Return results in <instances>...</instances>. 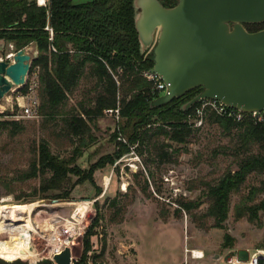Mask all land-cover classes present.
I'll list each match as a JSON object with an SVG mask.
<instances>
[{"label":"trees","instance_id":"1","mask_svg":"<svg viewBox=\"0 0 264 264\" xmlns=\"http://www.w3.org/2000/svg\"><path fill=\"white\" fill-rule=\"evenodd\" d=\"M158 1L166 8L176 4V0ZM132 2L91 0L73 4L72 0H49L45 9L30 0H0V40L6 45L11 44L15 52L30 46L37 51L30 70L38 68L39 117L46 122L54 120L68 95L85 77L92 81L94 94L87 104L80 101L77 109L65 115L61 120L62 132L68 138H77L79 146H83L86 144L84 137L90 134V124L105 116L104 110L118 108L117 126L120 135L126 137L125 143H121L116 141L117 133L114 134L113 153L99 158L87 171L75 164L81 156L78 148L73 150V156L66 158L52 153L47 143H39L25 177L41 175L39 190L43 195L60 192L53 194V199L65 200L69 192L63 188L69 184L71 177H76L73 185L85 181L93 183L95 171L113 165L117 159L131 152L144 158L142 149L147 152L149 161L158 159L172 163L194 135V126L190 121L195 118L200 102L187 111H182L181 106L197 95L200 89L190 90L160 107H150V102L160 94L152 92L151 84L140 75L152 68L153 61L151 54L139 50ZM263 24H248L244 28L248 32H256L262 30L258 28ZM25 91V87L20 89L21 93ZM204 119L223 132L232 133L236 142L235 153L240 156L235 170H226L215 184L206 186L205 196L209 204L203 214H193L198 206L186 199L177 201V213L184 211L192 216L195 226L203 230L221 229L227 219L230 196L247 189L246 196L241 195L234 206V217L246 218L249 223L260 227L262 216L259 212L264 215V200L254 202L253 199L264 192V180L256 186L255 183H247V178L264 175V125L248 121L238 123L218 116L212 110L205 112ZM20 124L17 121H0V132L5 131L14 137L22 130ZM87 137L92 141L91 136ZM172 145L177 147L173 149ZM253 147L257 149L256 153L252 152ZM147 186L145 181V188L141 190L144 195H147ZM131 201L128 200L127 204ZM111 206L119 207L115 200ZM120 210L123 211V208ZM99 220L98 214L84 232L83 251L74 264H85L86 252L92 246L91 237L96 234ZM232 246V238L224 235L222 247ZM11 247L13 257L21 253L14 245L11 244ZM102 254L103 251L93 257L94 261ZM14 260L20 258L11 257L8 262Z\"/></svg>","mask_w":264,"mask_h":264},{"label":"rangeland","instance_id":"2","mask_svg":"<svg viewBox=\"0 0 264 264\" xmlns=\"http://www.w3.org/2000/svg\"><path fill=\"white\" fill-rule=\"evenodd\" d=\"M90 1L72 0V3ZM259 29H264V24ZM8 52L14 50L10 51L5 45L4 54ZM27 53L31 58L34 55L31 48ZM4 54L0 48V55ZM93 87L92 81L81 78L77 88L68 95L59 115L47 122L42 117L16 119L20 112L17 97L24 94L20 89H13L3 97L0 121L20 122L22 130L14 137L5 131L0 132V205L43 204L31 211V218L39 219L44 227L50 223V228L62 237L64 219H69L76 207L74 204L92 202L84 220L75 226L71 249L73 258H79L82 236H78V232H85L99 214L96 234L91 237L92 246L88 252L91 251L92 258L102 251L103 254L95 261L93 259L94 264H226L225 259L229 255L264 248V215L259 212L262 216L260 227L249 223L246 218L234 217V206L241 195L246 196L247 189L230 196L227 219L221 229L203 230L195 226L192 216L189 217L184 211L181 214L176 211L177 201L186 199L198 206L193 214H203L209 204L205 196L206 186L215 184L226 170L236 169L240 155L235 153L234 136L215 125H209L205 119L201 126L194 127L189 144L184 146L177 158L174 156L176 159L172 163L158 159L149 161L147 152L142 149L144 158L131 152L117 159L113 165L95 171L93 183L85 181L73 185L76 177H71L69 184L63 188L69 192L65 200L53 199L52 195L60 192L43 195L39 190L43 177H25L39 143H47L52 153L66 158L73 156V150L78 148L81 156L75 160V164L84 171L115 149L112 136L117 133L118 124L108 116L90 124V134L84 137L86 144L83 146H79L77 138H68L62 132L61 120L75 110L80 101L88 103L94 94ZM87 136H91L92 141ZM122 138L126 140L123 135ZM176 147L172 145L173 149ZM129 149L131 151L132 147ZM251 149L256 153L255 147ZM261 180H264V175H250L247 183L258 186ZM145 181L148 184L147 195L141 192L145 188ZM113 200L119 207L111 208ZM128 200H132L131 203L127 204ZM258 200H264V192L253 199L254 202ZM208 221L211 222V219ZM23 235L24 222L17 221L5 226L0 218V264H52L47 249L54 242L48 244L44 238L34 236L37 259L31 263L22 255L25 249ZM224 235L232 238L231 248L222 247ZM11 244L21 250L18 256L11 255ZM191 251L201 253L202 258H191ZM214 256L218 258L214 259ZM11 257L20 260L8 262Z\"/></svg>","mask_w":264,"mask_h":264},{"label":"water","instance_id":"3","mask_svg":"<svg viewBox=\"0 0 264 264\" xmlns=\"http://www.w3.org/2000/svg\"><path fill=\"white\" fill-rule=\"evenodd\" d=\"M132 6L139 50L151 54L150 72L165 85L150 107L198 88L182 111L213 100L245 114L264 112V29L244 28L264 23V0H176L168 8L158 0H133ZM5 45L0 40L2 54ZM35 57L36 51L31 58L24 48L12 61L0 60V102L25 85ZM52 261L71 264L70 249L64 247Z\"/></svg>","mask_w":264,"mask_h":264},{"label":"built area","instance_id":"4","mask_svg":"<svg viewBox=\"0 0 264 264\" xmlns=\"http://www.w3.org/2000/svg\"><path fill=\"white\" fill-rule=\"evenodd\" d=\"M30 1H33L37 7H41L45 9L48 7V4H49V0H30ZM50 39H51V33H50ZM7 46L9 47L10 51H12L13 46L11 44H8ZM51 50L55 51L54 48H51ZM14 53L15 51L8 52L4 55H0V60L12 61V57ZM37 74H38L37 67L33 68L32 71L29 70V73L25 81V85L23 86L26 88V91L24 94L17 97V101H18L17 107L19 108V111H20L19 115L16 118L17 120L18 119L33 120V119H38L39 117L38 115L39 99H38V76ZM140 75L151 84L152 92H157L160 95L164 92L165 85L155 74L151 73L150 70L143 71L140 73ZM207 110H212L218 116L232 119L233 121L238 122V123L243 122V121H248L254 125H264V112L245 114V113L237 112L233 109L227 108L217 101L203 100L200 102L199 107L196 108L195 110V118L192 122L194 127H199L202 125L203 116ZM103 114L113 119L116 124L119 123L118 108L114 110H104ZM116 132H117L116 140L121 143H125V140L122 138V136L119 133L118 126L116 127ZM86 203H89V202H86ZM91 205H92V202H90V208H91ZM76 211H77V206L73 209L72 213L70 214L69 219H68L69 221L64 219L65 224H63L62 237L57 236L55 233L56 241L50 247V250L48 252V259H50L52 264H53L52 257L56 254H59L64 247H68L70 249L71 264H74L75 262H77L79 258L81 257V254L83 251L82 242L80 246L81 253H80L79 258L77 259L73 258L72 256L73 251L71 249V244L73 243V240L71 239L73 238V235L75 234V231H74L75 226L76 224H78L76 221L73 220L74 219L73 214ZM87 211L85 213H87ZM84 218L82 219V221L84 220ZM79 224H81V222ZM83 234L84 232H81V233L78 232V236L83 237ZM65 241L67 242V244L64 243ZM87 253L88 254L85 259V264H94L93 258L90 255L91 251L89 252L87 251ZM189 253H190L191 258L193 259H200L203 256L201 253L194 254V251H191ZM225 260H226V264H264V248L253 249L251 253H249L246 250L241 251L237 253L235 256L229 255Z\"/></svg>","mask_w":264,"mask_h":264},{"label":"bare ground","instance_id":"5","mask_svg":"<svg viewBox=\"0 0 264 264\" xmlns=\"http://www.w3.org/2000/svg\"><path fill=\"white\" fill-rule=\"evenodd\" d=\"M77 206V211L73 214V220L76 221L78 224L82 222V219L85 217V212L88 208H90V202L89 203H77L74 204ZM44 206L43 204H31V205H0V218L4 222L5 226H11L17 221L24 222V235H23V242H24V252L22 255L31 263H33L37 258L35 248V240L34 236H39V238H44V240L49 244L50 242L56 241V235L55 230L53 228H50V223L48 226L44 227V224L40 221L35 219L33 220L31 218V211L35 207ZM84 210V211H83ZM45 212V210H44ZM54 219V218H53ZM44 220V219H43ZM42 220V221H43ZM52 221V219H51ZM69 221V220H68ZM71 222V221H70ZM72 223V222H71ZM44 228V229H42ZM41 232H39V230ZM44 231H47V233H44ZM67 244V242H64ZM48 247V246H47ZM50 247H48L47 252H49ZM52 251V250H51ZM44 252V251H42ZM199 254V252H195L194 254ZM44 257L45 255L42 254Z\"/></svg>","mask_w":264,"mask_h":264},{"label":"crops","instance_id":"6","mask_svg":"<svg viewBox=\"0 0 264 264\" xmlns=\"http://www.w3.org/2000/svg\"><path fill=\"white\" fill-rule=\"evenodd\" d=\"M29 48H31L34 52L36 51L33 46L32 47L30 46V47L25 48L26 52H28ZM36 55H37V51H36ZM75 109H77V106L75 107Z\"/></svg>","mask_w":264,"mask_h":264}]
</instances>
